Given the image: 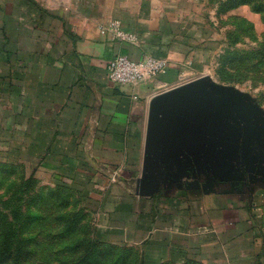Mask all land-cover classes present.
<instances>
[{
	"label": "crops",
	"instance_id": "crops-1",
	"mask_svg": "<svg viewBox=\"0 0 264 264\" xmlns=\"http://www.w3.org/2000/svg\"><path fill=\"white\" fill-rule=\"evenodd\" d=\"M213 1L0 0V156L85 188L100 240L141 264H264V127L148 141L151 102L183 85L198 5ZM117 54L167 72L116 87Z\"/></svg>",
	"mask_w": 264,
	"mask_h": 264
},
{
	"label": "rangeland",
	"instance_id": "rangeland-1",
	"mask_svg": "<svg viewBox=\"0 0 264 264\" xmlns=\"http://www.w3.org/2000/svg\"><path fill=\"white\" fill-rule=\"evenodd\" d=\"M208 4L197 8L182 84L205 81L244 101L262 130L264 0ZM100 206L85 188L0 156V264H141L139 251L100 240Z\"/></svg>",
	"mask_w": 264,
	"mask_h": 264
},
{
	"label": "water",
	"instance_id": "water-1",
	"mask_svg": "<svg viewBox=\"0 0 264 264\" xmlns=\"http://www.w3.org/2000/svg\"><path fill=\"white\" fill-rule=\"evenodd\" d=\"M249 123L244 101L235 100L205 81H194L152 100L148 141L153 149H170L182 141H194L196 132L211 135L233 127L252 139L253 128Z\"/></svg>",
	"mask_w": 264,
	"mask_h": 264
},
{
	"label": "built area",
	"instance_id": "built-area-1",
	"mask_svg": "<svg viewBox=\"0 0 264 264\" xmlns=\"http://www.w3.org/2000/svg\"><path fill=\"white\" fill-rule=\"evenodd\" d=\"M105 33V31H102ZM111 32L120 41L135 40L134 36L126 35L121 27L114 23ZM106 74L109 82L114 86L138 84L148 78L156 77L167 72V62L160 58L144 56L139 60L131 59L125 55L117 54L106 63Z\"/></svg>",
	"mask_w": 264,
	"mask_h": 264
}]
</instances>
